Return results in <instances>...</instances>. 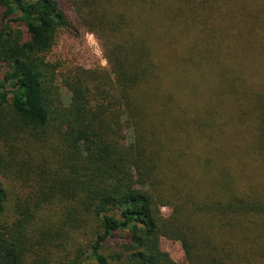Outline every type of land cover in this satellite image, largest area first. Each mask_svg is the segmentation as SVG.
I'll list each match as a JSON object with an SVG mask.
<instances>
[{"label":"trees","instance_id":"16d2710c","mask_svg":"<svg viewBox=\"0 0 264 264\" xmlns=\"http://www.w3.org/2000/svg\"><path fill=\"white\" fill-rule=\"evenodd\" d=\"M66 1L0 0V264H264V0Z\"/></svg>","mask_w":264,"mask_h":264},{"label":"rangeland","instance_id":"374dc122","mask_svg":"<svg viewBox=\"0 0 264 264\" xmlns=\"http://www.w3.org/2000/svg\"><path fill=\"white\" fill-rule=\"evenodd\" d=\"M35 1V0H28ZM59 5L67 7L69 5L66 0H56ZM70 9L69 7H67ZM68 15L71 21L75 22V17L70 9ZM50 59L60 65L61 70L71 67H80L86 70H91L97 67L107 70L108 64L103 57L102 50L99 41L90 33H87L84 29L76 27L71 32L61 33L56 41V45L50 54ZM255 63V62H252ZM254 66V64H252ZM3 73V68L0 67V79ZM235 87V86H234ZM61 96L65 103L69 100V94L65 88H61ZM236 98L238 100V92L236 93ZM244 104L241 106V110L247 111ZM246 124H248L251 119L243 117ZM126 139L129 142L131 139V134L129 131L126 132ZM164 216L169 214L168 208L161 209ZM122 235H117L114 241L120 240ZM114 241H110L111 244ZM109 247V246H108ZM109 248H112L111 246ZM161 248L164 252L169 254L171 259L180 263L183 259L182 251L178 243H170L168 241H162ZM115 250V249H112Z\"/></svg>","mask_w":264,"mask_h":264}]
</instances>
